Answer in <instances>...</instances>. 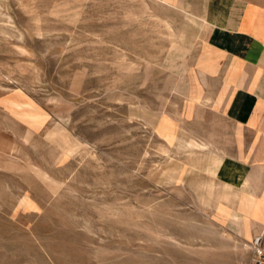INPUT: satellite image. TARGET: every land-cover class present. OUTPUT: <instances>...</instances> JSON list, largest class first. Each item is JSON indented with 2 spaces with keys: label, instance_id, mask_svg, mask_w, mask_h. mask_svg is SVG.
<instances>
[{
  "label": "rangeland",
  "instance_id": "obj_1",
  "mask_svg": "<svg viewBox=\"0 0 264 264\" xmlns=\"http://www.w3.org/2000/svg\"><path fill=\"white\" fill-rule=\"evenodd\" d=\"M202 4L0 0V264H243L264 187L213 167L245 143Z\"/></svg>",
  "mask_w": 264,
  "mask_h": 264
},
{
  "label": "crops",
  "instance_id": "obj_2",
  "mask_svg": "<svg viewBox=\"0 0 264 264\" xmlns=\"http://www.w3.org/2000/svg\"><path fill=\"white\" fill-rule=\"evenodd\" d=\"M201 17L206 43L220 56L219 67L205 74L221 78L223 118L237 126L245 143L236 156L215 158L213 167L235 170L245 181L259 177L264 187V0H203ZM260 198L255 214L263 217L264 232V194Z\"/></svg>",
  "mask_w": 264,
  "mask_h": 264
},
{
  "label": "built area",
  "instance_id": "obj_3",
  "mask_svg": "<svg viewBox=\"0 0 264 264\" xmlns=\"http://www.w3.org/2000/svg\"><path fill=\"white\" fill-rule=\"evenodd\" d=\"M243 264H264V232L249 241L247 258Z\"/></svg>",
  "mask_w": 264,
  "mask_h": 264
}]
</instances>
